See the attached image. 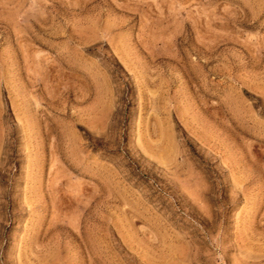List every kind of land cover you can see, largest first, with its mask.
<instances>
[{"label": "rangeland", "instance_id": "1", "mask_svg": "<svg viewBox=\"0 0 264 264\" xmlns=\"http://www.w3.org/2000/svg\"><path fill=\"white\" fill-rule=\"evenodd\" d=\"M0 264H264V0H0Z\"/></svg>", "mask_w": 264, "mask_h": 264}]
</instances>
